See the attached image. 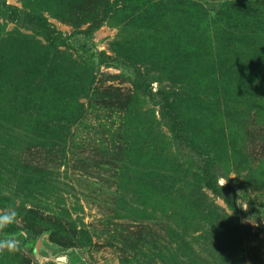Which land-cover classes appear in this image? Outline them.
<instances>
[{"label":"rangeland","instance_id":"1","mask_svg":"<svg viewBox=\"0 0 264 264\" xmlns=\"http://www.w3.org/2000/svg\"><path fill=\"white\" fill-rule=\"evenodd\" d=\"M170 1L173 9L162 19L158 6L153 10L156 26L162 33L168 35L181 25L180 4L176 2L187 1L194 4L195 13L200 15L196 25L209 28L214 36L212 52L218 49L217 39H225L227 52L233 57L230 63L235 57L241 62L250 54L261 55L260 66L247 68L243 74L245 85L256 97L240 94L237 100L230 97L229 102L222 98L217 105L210 102L203 107L180 106L183 125L186 130H194L200 140L197 149L175 138L160 113L164 94L181 92L186 77L171 71L169 63L155 57L152 60L146 54L128 55L137 40L132 34L135 28L121 33L115 19L103 17L94 8L84 13L78 19L83 23L75 27L77 20L73 16H54L56 12L49 1L0 0V7L4 2L38 13L52 34L61 33L66 40L65 44L49 45L43 35L46 29L9 20L0 9V65L10 73L0 88H6L0 92V131L4 135L0 139V191L8 197L0 212L14 209L22 229L31 225L38 232L25 235L27 241L19 251L0 254V264H62L63 257L68 258V264H122L121 257L131 264H162L156 259L151 261L152 253L170 247L180 251L181 242L176 239L183 235L181 216L171 207L158 205L139 211L143 208L142 199L130 184L120 182L115 171L127 163L138 171L154 169V174L165 179L175 192L187 195L197 183L201 184L199 175L206 158L204 150L199 151L202 145H218L224 150L222 162L217 160L211 170L218 184L233 185L238 220L233 228V252L225 262L224 240L214 235L211 239L204 235L201 238L202 227L211 226L190 214V219H197V229L189 226L185 233L190 240L194 237L195 257H201L203 264H240L243 259L245 264H264V0ZM175 10L179 14L177 21L172 19ZM14 32L24 39L25 46L5 61V39ZM140 48L138 45L137 50ZM227 65L228 62L218 68L215 51L200 68L212 78ZM160 69L165 72H161V79ZM29 77L33 82L42 81L38 94L48 93V105H57L56 100H77V105H72L79 110L72 114L74 117L68 116L70 109L65 108V120L53 123L54 136L39 130L35 117L27 119L26 112L10 108V98L17 94L14 85L24 86ZM239 80L242 83L240 77ZM11 83L13 86L7 87ZM193 85L195 82L190 84ZM211 91L208 88L205 92ZM205 99L211 101L203 95L201 101ZM149 123L152 129H147ZM154 133L164 140L159 143L161 153L145 157L144 164L130 165L128 160L136 156L133 147L152 143ZM125 140L128 151L120 142ZM210 153L214 155L213 151ZM98 162L101 167L94 165ZM25 170L33 173L29 186L20 182L19 174ZM200 190L230 212L221 196L205 187ZM187 202L190 206L192 201ZM55 218L70 226L75 224L83 233L80 237L76 233L75 239L68 238L70 246L56 243L51 238ZM122 227L131 229V240L128 234L115 231ZM140 229H144V241H134V233ZM22 233L0 232V239L21 241Z\"/></svg>","mask_w":264,"mask_h":264},{"label":"trees","instance_id":"2","mask_svg":"<svg viewBox=\"0 0 264 264\" xmlns=\"http://www.w3.org/2000/svg\"><path fill=\"white\" fill-rule=\"evenodd\" d=\"M49 1L50 5L55 11L54 16H73L76 23L74 26H80L83 21H78V19L83 16L84 13L88 11H93L94 9L99 10L102 13L103 17H110L116 20V26L119 27V31L123 33L124 30L133 29L132 34L134 38H136L135 45L131 47L128 51V55L132 54H146L158 61H164L169 63L170 70L175 71L177 74L184 75L186 77V81L183 82L181 86L182 91L170 94H164L162 110L160 111L161 116L164 120H166V125L171 131L172 135L179 140H185L187 144L191 145L193 148L197 149L198 142L200 141L197 133L194 130L189 128L186 130L185 126L181 120V114L179 111L180 106H188L190 104L191 107H203L206 104L212 102L215 105L224 98L229 102V98H234L237 100L240 94H244L246 97H256L244 83V71L247 68H251L259 65L258 61L261 59L260 54H254L252 56L248 55L244 61L239 62L237 57L233 63L230 61L233 59L232 55L228 53V45L224 40L217 39L216 46V54L218 58V68L224 66L226 62L228 65L225 70L220 71L217 74V77H209L205 71H203L200 67L204 64V61L207 57L213 55L215 51L212 52V44L211 40L214 39L210 35V30L207 27H198L196 25V21L199 20L200 15L195 13L194 4H188L187 1L176 2L180 4V12L182 14V21L177 25V29H173L174 31L170 32L168 35L162 33L159 27L156 26V14L153 13V10L156 6L160 9L159 17L161 19L164 17L167 11L173 9L172 1L170 0H45ZM3 7L0 9L3 10L4 15L9 20L19 21L21 24L28 26L30 24H35L36 26L42 27L46 29V33L43 34L44 38L48 42L49 45L57 46L58 44H65V38L61 36V33L52 34V30L47 27L46 21L36 12H26L24 10L18 9L15 6L7 5L4 2L2 3ZM170 6L172 8H170ZM170 8V9H169ZM164 9L166 11H164ZM226 14L224 11H222ZM172 19L178 20L179 14L175 10L172 12ZM159 21V20H158ZM214 23H218L216 20ZM203 29V30H202ZM200 30V35L198 34ZM195 31V32H194ZM196 31L198 33H196ZM2 35H0V38ZM218 36L216 35L215 38ZM23 38L18 36V32L15 34L11 33L6 39V49H8L7 54L5 55L4 60L6 58L14 57L15 54H18L24 46ZM138 41V42H137ZM221 46L219 47V45ZM138 45H141V48L137 50ZM4 46H1L3 49ZM42 58V57H41ZM6 61V60H5ZM40 61V58L37 59ZM6 63V62H5ZM260 66V65H259ZM239 67V68H238ZM243 69V72H242ZM165 73L162 69L158 70L159 76L161 79L163 74ZM205 76V77H204ZM10 77L9 70H6L4 65H0V88L5 82L6 78ZM204 77V80H203ZM239 77L242 80L240 83ZM33 78L29 77L26 79V83L22 87H18L14 85V92L16 96L10 98V108L18 109L19 111H23L27 113L26 118L30 119V116L35 117V122L37 124L39 130H42L43 133L53 134L55 131L53 123H58L59 120H65L63 114L65 112V108H69L68 116L74 117L72 114L79 111L76 109L74 104L76 103V98L67 99V102L62 103L57 100L54 101L56 104L48 105L45 102V98L48 97L47 94L39 95L40 91V83L42 81L33 82ZM192 82H195V85L190 86ZM239 82V83H238ZM37 83L36 85H33ZM185 84V85H184ZM236 84V85H235ZM230 85L238 86L237 89H231ZM9 86H13L11 83ZM199 88H202L199 89ZM211 88V93H206V89ZM242 88V89H241ZM6 88L0 92H5ZM76 90V89H75ZM52 91V90H50ZM168 92V93H170ZM53 94V93H52ZM206 95L211 101H201L202 96ZM230 98V100H231ZM53 100L51 103H53ZM2 103V102H1ZM62 104L64 105L61 108ZM32 111L31 114L28 112ZM35 115H34V113ZM72 120V119H70ZM58 128V126H57ZM153 126L149 123L147 129H152ZM147 129L145 128L146 132ZM3 133L0 131V139L3 138ZM236 136L235 132L232 133V137ZM9 141L8 138L5 140ZM152 143L141 145L136 148L133 147L134 154L136 156H132L133 158L129 159L130 165H139L144 164L146 162V158L148 156H155L161 153L159 143L164 140L158 136V134L154 133V137H152ZM123 149L128 151L129 147L124 145L125 141H120ZM219 142V139H217ZM202 150H199L206 156L203 166L202 175H199L200 183H197L196 188L190 189L187 195H184L180 192H175L171 186H169L165 179H161L160 176L154 174V169L151 171L146 170L138 171L134 168L129 167V164L119 165V169H117L116 175L118 176L120 182L124 184L125 182L130 184L133 190L137 193V195L142 199V210L141 212H145L149 207L153 205L158 206H166L173 208L175 213H178L183 226V235H177L176 241H180V251L174 247H170L171 249H167L166 251L159 250L157 253L153 252V259L151 257V261L156 259L162 264H203L202 258L197 259L195 257V251L193 248V239L191 240L187 237L186 230L191 226L192 229H197V219L191 218L193 215L200 218V220H205L210 224V229H205L202 227L201 238L211 239V236H216V239H223L222 245L227 248V252L224 254L225 262L229 260L233 252V235L236 233L234 230V223L237 222L238 218L236 215V200L235 194L236 191L233 185L229 183L218 184L217 178L214 176L213 165L215 162H222L220 158L224 154V150L221 149L218 145H202ZM207 148V150H205ZM213 151L214 155L210 153ZM144 155V156H141ZM144 158L145 161L141 160ZM108 161L109 160H104ZM104 163V162H103ZM218 164V163H217ZM95 166L101 167V163L98 162L94 164ZM23 167V166H22ZM27 172L29 174H27ZM33 173L29 172V170H25L20 176V182H23L27 186H29V181H32ZM207 188L213 194L217 196H221L226 204L228 205L230 212L227 213L220 206L216 205L214 202L208 199V196L200 190L202 188ZM187 200H191L190 206ZM6 201V202H5ZM8 201V197L4 195L0 191V206L2 204H6ZM122 203L125 201L122 198ZM126 203V202H125ZM6 205L5 207H7ZM4 207V208H5ZM5 208V209H6ZM131 208V207H130ZM133 209H137L132 206ZM120 210H126L125 207H120ZM31 211V210H30ZM191 214V216H190ZM37 215V214H35ZM34 218V217H33ZM193 224V225H189ZM54 230H52L51 238L56 239V243L63 244L64 246H70L67 240L75 239L76 233L80 237L83 233V229L78 230L77 226L73 224L72 226L63 223L61 220L55 218L53 219ZM134 224V223H133ZM139 225V224H138ZM133 227V226H132ZM145 229V227H144ZM144 229H140L134 234L137 236L134 238V241L142 242L143 231ZM23 231L22 236L24 237L21 242L25 243L27 238L25 235H36L38 232L30 225V227L25 226L24 229L15 222L13 225L9 226L2 233L5 234H19V232ZM115 231H119L122 234H128L129 240L131 235L129 234L131 229L129 227H122L120 229H115ZM70 232V235H68ZM198 235V234H197ZM184 237V238H183ZM220 242V241H217ZM126 243V242H125ZM124 243V244H125ZM155 249V247H154ZM261 260L258 259V262ZM129 262L126 259L121 257V263L127 264ZM245 260L240 261V264H245ZM129 264H131L129 262ZM206 264H212L210 262H206Z\"/></svg>","mask_w":264,"mask_h":264},{"label":"clouds","instance_id":"3","mask_svg":"<svg viewBox=\"0 0 264 264\" xmlns=\"http://www.w3.org/2000/svg\"><path fill=\"white\" fill-rule=\"evenodd\" d=\"M17 212L14 209L0 212V232L13 225L17 219ZM22 242L19 239H0V254L4 252L15 253L20 250ZM62 264H68V258H62Z\"/></svg>","mask_w":264,"mask_h":264}]
</instances>
